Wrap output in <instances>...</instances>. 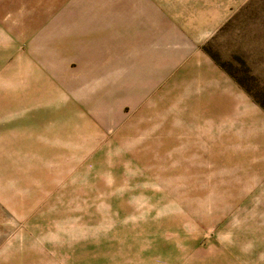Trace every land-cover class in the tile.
Returning a JSON list of instances; mask_svg holds the SVG:
<instances>
[{"label": "rangeland", "instance_id": "1", "mask_svg": "<svg viewBox=\"0 0 264 264\" xmlns=\"http://www.w3.org/2000/svg\"><path fill=\"white\" fill-rule=\"evenodd\" d=\"M68 1L0 0V264H264V0H150L187 53L108 125L4 29Z\"/></svg>", "mask_w": 264, "mask_h": 264}, {"label": "crops", "instance_id": "2", "mask_svg": "<svg viewBox=\"0 0 264 264\" xmlns=\"http://www.w3.org/2000/svg\"><path fill=\"white\" fill-rule=\"evenodd\" d=\"M10 14L19 22L4 19L6 33L21 34L28 41V56L35 58L58 88H74L76 97L84 96L82 104L104 125L123 119L121 104L135 107L153 97L159 83L170 77L187 53L185 48L175 47L181 39L159 24L150 0L68 1L30 29L24 26L23 12ZM5 46L0 64L7 69L11 61L8 63ZM70 61L76 64L73 70L68 68ZM8 74L5 71V80H9ZM87 84L92 89L82 94ZM4 88L8 95L0 100V106H6L0 113L4 122L0 136L11 137L13 117L7 106L12 85L6 81ZM4 151L12 153V148ZM3 191L11 197L12 183L0 178Z\"/></svg>", "mask_w": 264, "mask_h": 264}]
</instances>
